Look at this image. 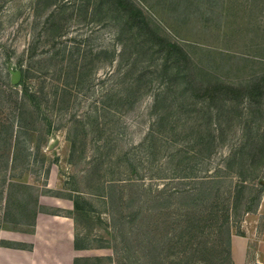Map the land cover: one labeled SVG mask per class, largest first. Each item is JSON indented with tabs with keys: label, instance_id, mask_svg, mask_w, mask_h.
Wrapping results in <instances>:
<instances>
[{
	"label": "rangeland",
	"instance_id": "rangeland-1",
	"mask_svg": "<svg viewBox=\"0 0 264 264\" xmlns=\"http://www.w3.org/2000/svg\"><path fill=\"white\" fill-rule=\"evenodd\" d=\"M99 1L0 0V89L10 94L0 99L2 125L9 107L29 110L11 137L15 179L43 193L46 212L70 216L89 248L121 245L112 237L105 200L96 195L101 184L118 183L125 201L135 191L129 182L162 186L180 167L198 177L216 175L222 155L264 131V0H131L150 29L182 47L181 80L163 53L134 48L129 33L120 31L123 18ZM142 30L148 32L146 24ZM19 63L37 97L32 106L12 83ZM221 85L241 90L233 107ZM254 85L262 93L250 98L246 91ZM18 131L24 143H15ZM190 155L204 160L179 162ZM69 196L81 197L85 211L73 210ZM238 218L234 264H264V192L258 211ZM102 252L112 259L96 264H127L121 250Z\"/></svg>",
	"mask_w": 264,
	"mask_h": 264
},
{
	"label": "trees",
	"instance_id": "trees-1",
	"mask_svg": "<svg viewBox=\"0 0 264 264\" xmlns=\"http://www.w3.org/2000/svg\"><path fill=\"white\" fill-rule=\"evenodd\" d=\"M65 1L67 0H63V3ZM99 2L101 4L107 2L111 11H115L123 18V27L120 31L129 33L134 48L143 50L145 47L147 51L154 54L155 52L163 53L166 57L164 61L171 60L170 64L175 67L176 78L184 79V68L180 66L185 57L182 47L175 42L165 40L155 33L154 29H150L143 11L134 2L131 0H100ZM145 24L148 32L142 30ZM18 71L21 73L18 85L22 86L20 98L32 106L37 103V97L29 91L26 83L28 69L19 63ZM262 79L264 80V76ZM221 87L220 90L224 89L225 93L230 92L229 103L233 107L235 103L232 98L240 94L241 90L225 85ZM181 89L186 94L185 88ZM216 89L218 88H210L211 91ZM246 92L250 98L262 93L261 88L255 85ZM189 94L190 90L185 96L186 99ZM2 96L9 97L10 94L4 95L0 89V99ZM194 97L198 98L199 95ZM160 98L161 95L157 94L155 103L159 102ZM172 100L175 101L174 98ZM207 100H213V98H207ZM155 103L151 108H156ZM225 103L228 102L225 101ZM2 109L0 106V111ZM9 110L11 111L9 120L2 125L0 119V145L4 147L1 148L0 157L5 165V168L0 170V231L18 229L10 224L32 227L38 212L48 213L43 205L39 204V197L43 193L38 192L27 180L15 179L17 156L11 154L13 152L10 150L11 137L14 125L17 123L22 125L23 112H29V110L17 111L11 107ZM248 128L253 129L251 125ZM21 133L18 131L15 134L16 144L24 143L19 140ZM220 133H222L221 130ZM199 135L206 134L200 129ZM249 140L247 139L238 148L234 147L228 154L220 157L224 166L217 170L216 175L198 177L194 176L192 169L180 167L179 169L182 170L173 171L167 178L168 183L162 186L154 188L152 184L129 182V185L135 186V191L125 201L120 195L118 183L110 182L107 186L101 184L96 195L105 200L112 237L121 245L97 244L95 248L109 249L115 255L121 250L120 257L127 264H234L231 254L232 236L233 234L242 235V232H239L238 217L241 213H256L264 192V172L261 170L264 165V131L255 140L250 142ZM249 144L252 148H248ZM10 155L11 162L14 164L13 168L6 167L10 162H8ZM203 157L201 155L183 156L179 162L186 163L191 158L204 160ZM232 174L235 176L232 177ZM80 198L79 196L68 197L72 202L73 210L85 211ZM219 199L220 207L215 204ZM207 207L211 210H206ZM124 211L127 212L123 213ZM159 214H162L163 218L153 220L152 215ZM204 214L208 216L204 218L205 220L200 217ZM209 217H212L211 220ZM206 219L210 221L208 225ZM235 225L238 228L236 233L232 229ZM207 227L210 228L209 231ZM125 229L128 230L125 231ZM0 245L15 247L16 244L0 238ZM74 247L89 248L78 235L75 238ZM213 253L214 255H211ZM103 258L111 260L112 255L81 258L77 260L78 263L76 261V264H96L104 260ZM208 259L214 261L208 262Z\"/></svg>",
	"mask_w": 264,
	"mask_h": 264
},
{
	"label": "crops",
	"instance_id": "crops-1",
	"mask_svg": "<svg viewBox=\"0 0 264 264\" xmlns=\"http://www.w3.org/2000/svg\"><path fill=\"white\" fill-rule=\"evenodd\" d=\"M76 236L70 216L38 212L30 229L0 231L1 239L16 244L0 245V264H76L81 258L112 255H103L102 251H111L106 248L76 249Z\"/></svg>",
	"mask_w": 264,
	"mask_h": 264
},
{
	"label": "water",
	"instance_id": "water-1",
	"mask_svg": "<svg viewBox=\"0 0 264 264\" xmlns=\"http://www.w3.org/2000/svg\"><path fill=\"white\" fill-rule=\"evenodd\" d=\"M21 79V73L19 71H15L14 72V80H13V84H18L19 81Z\"/></svg>",
	"mask_w": 264,
	"mask_h": 264
}]
</instances>
